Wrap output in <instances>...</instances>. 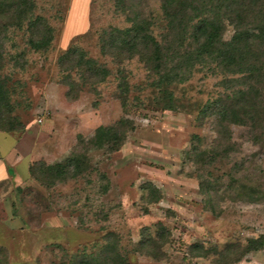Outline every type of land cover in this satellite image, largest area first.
Listing matches in <instances>:
<instances>
[{"label":"rangeland","instance_id":"1","mask_svg":"<svg viewBox=\"0 0 264 264\" xmlns=\"http://www.w3.org/2000/svg\"><path fill=\"white\" fill-rule=\"evenodd\" d=\"M32 1L34 15L53 29L46 50L29 47L25 23L16 25L10 14L0 17V77L13 115L25 126L23 133H7L16 140L9 152L27 168L23 173L21 164L17 172L10 165L11 175L0 181L5 264H81L83 257L98 258L107 243L130 264H264V249L241 254L247 239L264 236V106L244 125L221 124L211 112L203 116L208 100L236 92V86L224 91L220 72L196 66L173 87L175 109L165 110L149 67L136 57L116 65L102 56V30L127 27L135 13L153 23L160 41L167 30L160 0ZM263 20L259 0L244 21L251 32L263 34L257 30ZM233 32L226 22L222 40ZM72 46L110 70L95 90L81 86L71 71L78 84L74 99L67 96V72L58 64ZM118 70L130 86L125 108L117 98ZM255 85L264 98V83ZM122 120L127 124L120 128L124 139L117 150L87 144L98 126ZM73 152L88 159L75 179L47 188L30 177L32 165L37 170ZM149 185L156 191L150 193ZM157 223L167 230L162 239ZM144 228L157 243L140 252ZM193 244L209 253L197 256ZM228 244L240 247L223 257L211 251Z\"/></svg>","mask_w":264,"mask_h":264},{"label":"trees","instance_id":"2","mask_svg":"<svg viewBox=\"0 0 264 264\" xmlns=\"http://www.w3.org/2000/svg\"><path fill=\"white\" fill-rule=\"evenodd\" d=\"M259 0H160L162 17L166 21L167 30L162 39L157 40L153 33V23L143 19L138 13L128 18L125 28L108 27L98 36L99 49L102 56L115 59L116 65L124 60L137 58L157 76L154 87L161 91V103L165 110L175 109L173 87L181 85L191 75L196 66L210 68L212 73H221V87L224 91L236 86L235 91L223 92L208 103L200 111L203 116L209 112L220 120L221 124L244 125L254 120L258 105L264 106V98L256 94L252 86L264 83V20L258 26L261 33L251 32L245 23V15ZM120 5L122 2H120ZM35 4L32 0H0V17L10 14L16 25L26 24L30 33L27 40L34 51L46 50L53 40V29L46 19L34 15ZM226 22L234 26L230 40H222ZM1 59V56H0ZM62 71L67 72L64 82L68 86L67 96L74 99L78 84L71 77V71L81 79V86L88 84L95 90V85L104 82L110 75L106 65L98 63L94 58L78 47H69L58 57ZM117 98L122 107H126L130 86L123 70H118ZM234 76H238L235 78ZM6 83L0 77V132L20 134L24 132V124L13 115L8 103ZM122 120L115 125L98 126L87 144L92 147H108L117 150L122 144L124 133L120 128L126 126ZM83 143V142H82ZM88 159L85 154L71 153L64 161L54 164H41L37 170L34 165L29 168V175L45 187L56 183L75 179L87 168ZM150 193L155 188L149 185ZM155 233L161 239L167 233L166 228L157 223ZM143 238L137 246L141 252L155 244L149 228H144ZM157 243V242H156ZM240 245L228 244L221 252L216 247L214 253L223 257L231 248ZM191 250L197 256H205L209 252L199 244H193ZM264 249V236L246 240L242 253ZM199 252V254H198ZM113 253V254H112ZM0 264H5L1 258ZM158 258L155 253L150 254ZM235 257L234 261H237ZM81 264H130L124 255L118 252L117 246H103L98 258L81 259ZM218 264L222 262L218 261Z\"/></svg>","mask_w":264,"mask_h":264},{"label":"crops","instance_id":"3","mask_svg":"<svg viewBox=\"0 0 264 264\" xmlns=\"http://www.w3.org/2000/svg\"><path fill=\"white\" fill-rule=\"evenodd\" d=\"M16 144V140L7 133L0 132V181L7 179L12 172L10 165L15 167L18 172V168L23 166V163L18 160V157L14 158L10 155L9 150ZM10 148V149H9ZM13 158V159H12ZM27 171L26 167H22V172Z\"/></svg>","mask_w":264,"mask_h":264}]
</instances>
